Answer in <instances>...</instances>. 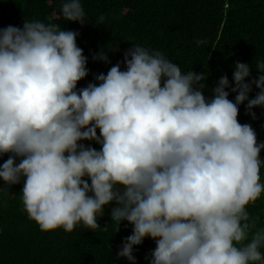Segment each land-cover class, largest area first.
<instances>
[{
  "label": "clouds",
  "instance_id": "1",
  "mask_svg": "<svg viewBox=\"0 0 264 264\" xmlns=\"http://www.w3.org/2000/svg\"><path fill=\"white\" fill-rule=\"evenodd\" d=\"M60 15L88 20L81 0H61ZM79 35L38 19L0 28V197L22 183L23 210L44 232L96 231L112 205L116 232L131 225L116 252L129 264L146 238L147 264H264V228L248 211L264 195V141L238 120L242 104L253 119L264 108V61L252 79L237 61L206 96L208 73L133 43L123 69L78 88L90 71ZM108 51L92 60L110 63Z\"/></svg>",
  "mask_w": 264,
  "mask_h": 264
},
{
  "label": "trees",
  "instance_id": "2",
  "mask_svg": "<svg viewBox=\"0 0 264 264\" xmlns=\"http://www.w3.org/2000/svg\"><path fill=\"white\" fill-rule=\"evenodd\" d=\"M88 20L64 21L60 15L61 0H0V28L8 25L22 27L25 20H43L59 24L63 30L80 33L77 44L87 56L89 75L77 87L93 81V74L107 73L121 62L123 53L133 43L159 50L177 63L182 71L193 69L208 73L204 94L219 77L227 75L231 82L237 61L251 65L252 79L258 75L256 64L264 61V0H81ZM104 23L98 24V17ZM197 40L206 44L197 46ZM103 48L108 51L110 63L92 60V55ZM259 89L253 85V97ZM235 93L229 98L234 100ZM247 102H245L246 104ZM256 119L246 114L240 105L238 120L250 123L257 132L258 141H264V108L252 109ZM99 135V130H97ZM97 150L94 141H82ZM260 157L264 160V149ZM7 155L0 157V164ZM264 182V167L261 168ZM4 182L0 180V186ZM23 184L11 186L6 198L0 197V264H129L118 258L116 252L122 238L131 234V225L122 222L119 231L111 222L112 205L98 220L96 231L77 225L72 232L62 228L41 231L38 224L29 220L23 210L21 189ZM253 218L258 217L257 228H264V195L248 206ZM116 232V233H115ZM138 264L155 248L153 240L146 238L135 246ZM264 251V249H261Z\"/></svg>",
  "mask_w": 264,
  "mask_h": 264
}]
</instances>
